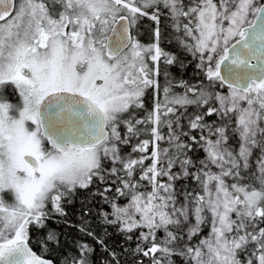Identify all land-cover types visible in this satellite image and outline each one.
I'll return each instance as SVG.
<instances>
[{"label": "snow or ice", "instance_id": "obj_1", "mask_svg": "<svg viewBox=\"0 0 264 264\" xmlns=\"http://www.w3.org/2000/svg\"><path fill=\"white\" fill-rule=\"evenodd\" d=\"M0 264H264V0H0Z\"/></svg>", "mask_w": 264, "mask_h": 264}, {"label": "trees", "instance_id": "obj_2", "mask_svg": "<svg viewBox=\"0 0 264 264\" xmlns=\"http://www.w3.org/2000/svg\"><path fill=\"white\" fill-rule=\"evenodd\" d=\"M150 26H151L150 22L145 25L146 28L150 27ZM75 207H76V209L79 208V203L78 202L76 203ZM69 211L71 212V208L69 209ZM72 219H73V221H75L76 217H72ZM65 231H67L70 234V236L76 235V232L73 229H65Z\"/></svg>", "mask_w": 264, "mask_h": 264}]
</instances>
